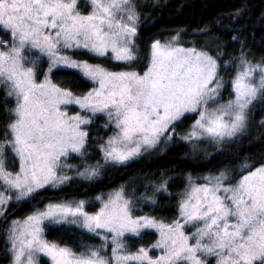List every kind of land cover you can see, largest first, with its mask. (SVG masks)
Segmentation results:
<instances>
[{"label": "snow or ice", "instance_id": "obj_1", "mask_svg": "<svg viewBox=\"0 0 264 264\" xmlns=\"http://www.w3.org/2000/svg\"><path fill=\"white\" fill-rule=\"evenodd\" d=\"M87 3L90 11L83 14L80 0H0V32L10 36L8 41L0 40V86L7 97L15 99V106L7 110L10 119L5 135L9 138L0 141V182L5 186L0 191V216L13 198L27 199L46 185L68 179L57 175L60 159L81 152L88 136L81 125L91 120L79 113L70 116L61 105L75 104L93 115L106 113L117 131L104 144V157L106 162L123 164L142 149L155 146L161 137L171 139L176 123L189 113L198 118L182 139L223 143L244 131L246 110L264 96V66L242 61L233 81L234 99L211 107L223 87L216 59L196 47L179 46L178 35L151 43L149 64L142 74L111 72L60 54L62 47L100 57L111 54L125 63L137 58L138 17L132 0ZM32 49L49 57L47 72L39 82V56L33 54L28 60L25 55ZM53 67L76 70L98 87L74 96L51 82L48 73ZM6 147L19 158L18 172L5 167ZM87 174L94 176L97 170L89 169ZM202 179V184L190 180L178 206L179 218L171 224L134 217L132 202L121 192L95 214L84 210L83 201L75 206L49 204L22 222L12 221L8 238L13 264H36L37 254L49 257L52 264H110L99 250L77 255L45 240V220L79 225L97 236L104 229L112 234L117 264H209L208 257H215L216 264H264V166L249 169L235 183H227L226 172ZM165 188L162 184L157 190ZM144 229L159 232L160 239L152 247L163 254L152 259L148 250L140 248L136 254L119 255L120 238L126 233L139 236Z\"/></svg>", "mask_w": 264, "mask_h": 264}, {"label": "trees", "instance_id": "obj_2", "mask_svg": "<svg viewBox=\"0 0 264 264\" xmlns=\"http://www.w3.org/2000/svg\"><path fill=\"white\" fill-rule=\"evenodd\" d=\"M134 4L138 17V51L134 61H116L86 50L71 54L110 70L143 73L151 43L154 40L165 42L181 34L184 39L207 47L221 64L241 58L251 64L264 63V0H135ZM0 38L10 39V36L0 32ZM52 78L59 86L77 95H85L94 87L91 80L72 69H56ZM229 85L230 82L227 89ZM14 106L15 99L7 97L0 86V141L9 138L5 135L10 119L7 110ZM197 117L196 113L186 114L176 123L171 139L161 137L155 146L142 149L140 155L120 164L106 162L103 153L104 144L117 131L114 124L109 123L104 113L90 116L84 152L75 160L78 170L95 168L97 174L91 179L74 174L58 186L37 190L18 210L17 203H13L7 217L0 222V264L10 260L3 224L12 216L23 215L35 207L83 199L86 209L94 211L100 205L99 197L105 198L111 191L123 189L130 198L148 194L143 212L157 221L171 224L179 218L178 206L190 180L199 183L205 176L226 172L227 182L235 183L249 169L264 166V96L252 103L244 131L223 143L182 139ZM244 165L249 168L245 169ZM5 166L13 172L19 168L17 157L8 147L5 148ZM162 184L166 188L158 191ZM44 235L49 242L67 247L77 255L89 249L97 250L103 244L102 238L95 233L65 223L46 224ZM126 240L130 249L136 251L150 248L156 242L157 234L146 231L140 236H128ZM42 263L50 264L45 258Z\"/></svg>", "mask_w": 264, "mask_h": 264}, {"label": "rangeland", "instance_id": "obj_3", "mask_svg": "<svg viewBox=\"0 0 264 264\" xmlns=\"http://www.w3.org/2000/svg\"><path fill=\"white\" fill-rule=\"evenodd\" d=\"M134 2H135V0H132L133 6H135ZM79 10L83 14H87L90 11V5L87 3V0H80ZM135 12H136V10H135ZM137 25H138V20H137V23H136V27H137ZM177 35L179 37V40H178L179 46H182V47H185V48H187V47H196L199 50H203V51L207 52L210 56H212L214 59H216V62H217V76H218L220 82L222 83L223 87L220 89L219 96L217 97V102L215 104H210V106L211 107H216V106H218L220 104H226L229 100H233L234 99V94H233V81H234L237 73L241 70V63H242V61H246V60H244L242 58L239 59V60H235V61H229V60H227L223 64H221L219 58H217L216 56H214L207 49V47H205L203 45L201 46L199 43H196L193 40L184 39L181 34H177ZM177 35H175V36H177ZM0 40L8 41L10 39L0 38ZM135 43H136L135 55L137 56V51L138 50H137V39L136 38H135ZM76 50H83V49H75V48L65 49V48H62V47L59 49L60 54H62V55L69 56V57H71L74 60L84 61V60H80V59L75 58L71 54L73 51H76ZM33 54H35L36 56H39V60L37 62V73H38L37 80L39 82L40 80L43 79L42 73H46L47 72V69H48V66H49V57L47 55H44V54L39 53L35 49H32V50H30V52H26L25 53V55L27 56L28 60H32L34 58ZM108 56L111 57V54H109ZM149 57H150V51H149L147 65L145 66L146 67L145 70L147 69L148 64H149ZM89 63H92V62H89ZM92 64H95V63H92ZM98 65H100V64H98ZM251 65H253V66H256V65L264 66V63H262V64H251ZM100 66L103 67V68H105L108 71H111V72L136 71V70H120V71H115V70H110V69L106 68L103 65H100ZM56 69H66V68L53 67L51 73H48V75H49V77L51 79V82L53 84H55L57 87H60L62 89H65V88L59 86L57 83H55L54 80H53V78H52V73ZM136 72H138V71H136ZM138 73H140V72H138ZM256 79L257 80L259 79L258 74L256 76ZM228 82H230V85H229V87L227 89L226 86H227ZM93 83H94V87L93 88L98 87V85L95 82H93ZM65 90H67V89H65ZM73 95L74 96H77V97L83 96V95H77L75 93H73ZM251 105L246 110L247 118H248V112H249V109H250ZM61 109L67 111L70 116L79 113L82 116H85V117L90 118V116L93 115L92 113H90V112H88V111H86L84 109H81L78 105H75V104L61 105ZM100 113H103V112H98L96 114H100ZM96 114H94V115H96ZM104 114H106V113H104ZM89 124L81 125L82 130L87 132V127H88ZM246 125H247V121H246ZM86 141H87V138L85 140L84 146L81 149V152L80 153H69L68 156L61 157L60 162H59V166L57 167V170H56L58 176L68 177V179L71 178V177H73L74 174L76 176H80V177L82 176V177H85V178H88V179H91V178H93L95 176V175L94 176H89L87 174V170L86 169H84V170H78V166L79 165L77 164V162L75 160V159H77L76 158L77 156L83 154L84 149H85V145H86ZM17 161H18V165L20 166V162H19V158L18 157H17ZM8 171H10V170H8ZM18 171H19V168H18ZM18 171H16V172H18ZM10 172H13V171H10ZM13 173H15V172H13ZM82 173H83V175H82ZM212 176H215V175H212ZM68 179H66L64 182H66ZM203 182L204 181L202 179L199 183H196V184H202ZM60 184H62V183H58L56 186H58ZM46 186H53V185L49 184V185H46ZM4 190H5V186L3 185L2 182H0V191H4ZM38 190H40V189H38ZM117 192H121L122 195H123V197H124V199H127V200H129V201L132 202L131 208H132V215L134 217H141V216L150 217V216H148L147 214H145L143 212V205H145V203H147V201L149 199L148 194H144L143 193L142 195H140V196H138L136 198H130V197H128V196L125 195L123 189L111 191L105 198L104 197H99L100 205L97 208V210H94V211H89V210L86 209V202L83 199H74V200H71V201H65V202L55 203V204H69V205L75 206L79 202L83 201L84 202V210L86 212H88L89 214H95V213H97L103 207V205L105 203L108 202V200L110 198L114 197ZM6 195H13V197H14V193H12V192H6ZM27 199L20 200V201H16L13 198L12 200H10L8 202V204L6 206H4V215L3 216H0V222H2L7 217L8 212H9V209L12 206L13 203H17L18 207L16 209L18 210L19 208H21L23 206L25 200H27ZM49 204H51V203H49ZM49 204H47L43 208H36L35 207L32 211H30V212L28 211V212H26L23 215H15V216H12V217L10 215L11 218L5 221V223L3 224V234H4L5 239L7 241L8 251H9V254H10V260H9V262L7 264H13V257H14V252L11 249V242H10V240L8 238L9 237V234H10V229L13 227L12 221L16 220V221H21L22 222L29 215H32L35 212H39V211L46 210V208H47V206ZM12 215H14V213ZM158 222H160V221H158ZM49 223L57 224V223L50 222L48 220H45L43 222V224H42V228H43L42 235H43V238L45 240H47V239H46V237L44 235V227H45L46 224H49ZM160 223H162V222H160ZM60 224H63V223H60ZM65 224H70V223H65ZM163 224H165V223H163ZM70 225H74V226L80 227L79 225H75V224H70ZM84 229H86V228H84ZM98 231L101 233V235H99V236L102 238V243L103 244H102V247L99 248V249H97V250L100 251L101 255L105 259H108L110 261V264H117V261H116L114 255H113V251H112L113 248L116 247V245L112 242V234L107 233L104 229H99ZM146 231H154L157 234V240L154 243V244H156L157 241L160 239L159 232L157 230H155V229H144V230L141 231L140 235H142ZM185 233L188 234V235H190L189 228H187V227L185 228ZM104 236H107L108 239L105 240L104 239ZM128 236H136V235H133L131 233H126L124 237H121L120 238L121 243L123 244V247L118 250V254L119 255L136 254V252L138 251V250L132 251L130 249V247L127 244V240H126V238ZM190 243H191V241H190ZM152 246L150 248H144V249L148 250V256L149 257H151L152 259H157L159 256H161L163 254V252H162L161 249H159V248H153ZM43 258L47 259L49 261V263L52 264L50 258L47 257V256H44L43 254H37V256H36V264H43L42 263V259ZM207 259H208L209 264H216V258L215 257H208ZM129 264H137V262H134L133 261V262H129Z\"/></svg>", "mask_w": 264, "mask_h": 264}, {"label": "water", "instance_id": "obj_4", "mask_svg": "<svg viewBox=\"0 0 264 264\" xmlns=\"http://www.w3.org/2000/svg\"><path fill=\"white\" fill-rule=\"evenodd\" d=\"M15 214V213H14Z\"/></svg>", "mask_w": 264, "mask_h": 264}]
</instances>
